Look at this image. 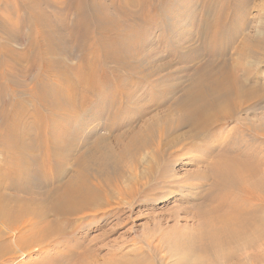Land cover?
Here are the masks:
<instances>
[{
    "label": "bare ground",
    "instance_id": "6f19581e",
    "mask_svg": "<svg viewBox=\"0 0 264 264\" xmlns=\"http://www.w3.org/2000/svg\"><path fill=\"white\" fill-rule=\"evenodd\" d=\"M150 1L4 8L29 12L9 39L25 23L31 33L20 51L0 40V264H159L114 234L135 206L171 197L188 202L194 222L172 223L176 234L156 253L172 264L264 261V0H203L202 18L189 22L200 32L175 20L167 3L180 0ZM159 24L174 39L203 37V46L176 44L198 59L185 80L162 74L171 58L153 60Z\"/></svg>",
    "mask_w": 264,
    "mask_h": 264
},
{
    "label": "rangeland",
    "instance_id": "374dc122",
    "mask_svg": "<svg viewBox=\"0 0 264 264\" xmlns=\"http://www.w3.org/2000/svg\"><path fill=\"white\" fill-rule=\"evenodd\" d=\"M13 1H20L21 2V1H24V0H1V7H0V20H1L0 40L1 41H7L9 43V45L14 47L16 50L20 51V50L25 49L28 46V36L31 33V26L28 23H25V24H22V25L18 26L17 27V31H18V33L21 36L19 38H17V39H9L7 32L12 27V23L17 18H19L20 16H22V17L26 16L27 17L29 15V12L27 10H25V9L19 11V17L15 13L12 14L10 12V10L9 11L8 10H4V8H7L8 4H10ZM50 1H52V2L51 3L50 2L46 3L44 0H40V3H41L40 6L42 7L41 9H43L47 13H50V10L52 8H54L55 6H59L60 4L63 5V3H64V0H50ZM150 2L157 4L158 0H151ZM180 2L177 3L176 5L175 4L172 5L171 2L169 4V1L167 3L169 6H172L171 7L172 8L171 9L172 12L176 10L175 11L176 12L175 20L177 19L178 21L180 20V22L182 21L181 22L182 24H180L179 26L181 27L182 25H185L183 31H186V32H188L189 30L190 31L195 30L197 32H200L201 25H197L196 26L194 24H190L189 22H190V19L192 17H193L192 18L193 21H196V20L198 21L197 18H202L203 13H204V10L202 11V9H203V6H202L203 0H180ZM191 3H193V5ZM181 4L185 5L184 9H183V6ZM178 5H180V6H178ZM217 6H219V5H217ZM130 7L133 10H137L138 9V6H136V5H133V6H130ZM196 7L198 9H200V11L195 10ZM181 8H182V10H181ZM185 8L187 10H185ZM189 9H191V10H189ZM213 10H212V12H213ZM250 11H251V13H254V10L251 9ZM199 12H201V13H199ZM191 13L192 14L195 13V14L192 17H190ZM70 15L73 17L72 14H70ZM231 16H232V14H230V17ZM155 18L156 17L154 15V13L151 11V14L147 17V19L148 20H153ZM130 19L134 23L137 22V18L136 17H133V18H130ZM226 22H228V20ZM232 22H234V21L232 20ZM230 24H231V22L227 23V28L229 27ZM180 27H178L177 30H179ZM14 28H15V26H14ZM164 28H165V24H163V29L161 28V25H160V28H157V30L154 31L151 34V36H150V39L155 43L156 47L158 46V49H159L158 53H156V52L154 53L153 60L157 59V60H160L161 62H163V61H166V60L171 58L172 61H173L172 65L174 67L171 65V67L165 69L162 72V74L163 73H171V75L175 76L173 81H175V80H185L186 79L185 77H187L188 75H190L192 73L193 65L196 63V61L198 62V59H188V58H186L185 50H182V49L180 50L178 45H176V44L179 42L181 45H183L185 43V41L187 40L186 44H192L193 43L194 45H196L198 47H199V45L203 46L202 45V44H204L203 37H201V36L198 37L197 35H194V37H192L191 40L186 39V38H184V40H182L183 36L181 34H179L178 36H176V39H177L176 40V39H174L175 37L171 38V36L170 37L168 36L169 31L171 32L172 29L168 28L166 30ZM173 31H176V29L173 28L172 32ZM225 31L227 32V29ZM172 32H171V35H172ZM224 34H225V32L221 33L219 38L220 37L224 38V36H225ZM177 37L180 38V39L182 38V39L180 40ZM173 42H174V44H173ZM207 43H208V41L206 40V44ZM149 50L151 51L152 49H149ZM154 50H155V48H154ZM204 54H205V52H204ZM165 57H167V58H165ZM181 57H183V58L181 59ZM70 60H72V58H70ZM186 67H191V68L187 69ZM182 83L185 84V81H182ZM164 86H166V85H163V87ZM176 94H179V92H177ZM164 96H166V95H164ZM152 97L155 98L154 100H159L165 105L167 104L166 97H160L158 94L155 95V96H152ZM130 104L131 103H129L127 106H130ZM128 108H129V109H127L128 113L130 112L131 108L134 109L132 107V104ZM104 121H105V119H104ZM94 122L95 123H99V128H101L103 132L107 133V127L105 125L106 123H103L104 126L101 125L102 126L101 127L100 124L102 123V121L99 120V121H94ZM95 123H93V124L95 125ZM222 130H223V128H222ZM202 152H203V148L202 149L200 148V149H197V151L196 150L193 151L191 155L200 156V154ZM187 156H188V154L186 156L183 155V158H187ZM184 160H186V159H184ZM186 161L188 162V160H186ZM193 191L196 192V190H193ZM158 200H156V202L154 204H149L148 205L149 207H147V205H140L142 208L140 206H135L133 208V211L136 212V211L139 210L141 212L138 211L139 214L136 213L137 215L133 214L134 217L132 216L133 219H131V223H129V224L127 223L126 225H124V227H120L119 229H117V231H116V233L114 235L116 236L117 242H123L124 245H128L127 247H124L125 250L128 251V249H130L131 251H134V248L136 246L140 245L143 249L145 248L146 251L149 250L150 253H152V252L154 253V255H155V260H153L154 263L156 262L157 257H159V255H161L162 258L159 259V264H172L175 261L176 258L174 256L168 255L166 253L165 249H163V248H162V251H160V254L156 253V250L154 251V249H153L154 245H156L158 243V240L159 241L161 240V237H162V240H163L164 239L163 237L168 238V237H172V236H174L176 234L175 229H171L170 226H173L174 224L178 225V226H181V227H183L182 225H184V224H186L188 226H191V225H193L194 221H192L191 217L189 216V215L192 216V213H189V215H188V213L186 212V209H184V208L188 209L187 206H189L188 202L186 203L185 200H181V199L175 200L172 197L169 199V201H166V202H164L162 199H158ZM141 204H144V203H141ZM185 204H186V206H185ZM137 207H138V209H137ZM125 208L127 209V207H125ZM126 213L128 214V212H126ZM126 213H125V215H126ZM140 213H142V214H140ZM153 214H154V216H153ZM185 214H187V215H185ZM135 215H136V217H135ZM154 217H156V218H154ZM153 219H158L160 221V224L163 226L162 230L157 231V232H152L154 230L151 229L152 225L150 223V220H153ZM143 223L144 224L149 223L148 228H146L145 230L142 229ZM172 223H173V225H172ZM126 229H128V233H126L124 235H121L122 237L118 235V234L122 233L121 231L126 230ZM146 231H150L149 235H147V233H144ZM158 232H160V233H158ZM143 233H144V235H143ZM158 234L160 235V237H159ZM142 235L144 237H142ZM142 238H143V240H142ZM140 239H141L142 243H141ZM145 241H148L151 244L149 246L150 248L146 245ZM133 242H136V243H135V245L132 246ZM259 264H264V261L259 263Z\"/></svg>",
    "mask_w": 264,
    "mask_h": 264
}]
</instances>
